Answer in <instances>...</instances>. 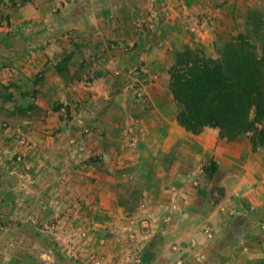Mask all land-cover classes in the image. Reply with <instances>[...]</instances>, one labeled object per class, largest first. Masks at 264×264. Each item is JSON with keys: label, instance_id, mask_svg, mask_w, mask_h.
Returning a JSON list of instances; mask_svg holds the SVG:
<instances>
[{"label": "rangeland", "instance_id": "rangeland-1", "mask_svg": "<svg viewBox=\"0 0 264 264\" xmlns=\"http://www.w3.org/2000/svg\"><path fill=\"white\" fill-rule=\"evenodd\" d=\"M135 1L3 0L0 264H264V214L221 182L249 135L219 138L216 158L187 152L184 194L209 214L187 218L182 245L163 233L165 212L138 209L147 162L118 169L119 156L150 153V94L176 117L170 53L216 58L241 33L264 55V0ZM101 78V94L88 89Z\"/></svg>", "mask_w": 264, "mask_h": 264}, {"label": "trees", "instance_id": "trees-1", "mask_svg": "<svg viewBox=\"0 0 264 264\" xmlns=\"http://www.w3.org/2000/svg\"><path fill=\"white\" fill-rule=\"evenodd\" d=\"M170 54L169 90L179 125L194 134L217 129L225 141L249 135L252 149L264 154V55L249 38L233 36L216 58L197 47Z\"/></svg>", "mask_w": 264, "mask_h": 264}, {"label": "crops", "instance_id": "crops-1", "mask_svg": "<svg viewBox=\"0 0 264 264\" xmlns=\"http://www.w3.org/2000/svg\"><path fill=\"white\" fill-rule=\"evenodd\" d=\"M218 3H230V0H220ZM104 87H107V85L101 78L88 89L98 91L101 94V90L104 91ZM92 96L95 97L94 94ZM159 100L158 95L155 93L149 95L148 104L146 105L150 104L154 107L155 110L151 111L154 116L149 114L148 117L144 116L143 118L150 122L149 126L145 125L146 139L144 142V145L148 146L150 153L146 155L141 154L140 151H135L133 153L135 155H132V157L136 161H132L130 164H126L124 161L127 157L121 155L118 157V169L122 170L124 168L128 170L147 162L148 180L143 187V196L139 198L138 209H142L148 215H158L161 212H165L168 216L166 218L171 221L165 229H162L165 230L163 233L176 234V243L182 245L181 240L186 235L187 218L191 217L192 219V216H200L201 221L199 220V222L202 223L204 221L203 218L209 214H206V210L202 211L199 209L197 205H195L194 209L192 206L194 203L191 200L188 201L187 196L184 194L185 189H187V174L185 169L187 165V152L190 151L193 154H198L202 160L205 159V154L207 156L214 155L216 158L220 147H213V144L219 140V137L218 131L213 137V133L210 132L214 130L211 129L212 131H210L208 127H205L198 134L186 131L179 125L174 115H167L163 109L159 108ZM82 148L83 154L90 152L86 151L89 149L86 143L83 144ZM259 152H252L250 146L244 148L240 156L241 162H238L236 167L231 168L230 171L226 170L221 178V182H224L226 187H232L231 182H233V192L243 196L246 203H252L251 206L249 205V209L252 208L257 213L261 212L264 214V156L261 154V150ZM256 154H258L257 157L255 156ZM72 156L74 157L73 160L66 163V167L69 169H73L76 166L74 165L76 162L74 161L75 154ZM145 157L148 161H142ZM122 178H124V181L129 180L126 174H123ZM87 190L84 188L82 192L79 185L76 192L83 195L87 194ZM51 191L54 192L55 189H51ZM212 216L213 211L210 217Z\"/></svg>", "mask_w": 264, "mask_h": 264}, {"label": "built area", "instance_id": "built-area-1", "mask_svg": "<svg viewBox=\"0 0 264 264\" xmlns=\"http://www.w3.org/2000/svg\"><path fill=\"white\" fill-rule=\"evenodd\" d=\"M93 264H100L98 261H94Z\"/></svg>", "mask_w": 264, "mask_h": 264}]
</instances>
